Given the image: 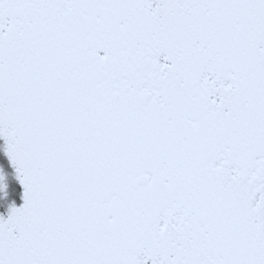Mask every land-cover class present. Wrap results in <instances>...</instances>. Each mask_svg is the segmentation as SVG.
I'll return each instance as SVG.
<instances>
[{
  "label": "snow or ice",
  "instance_id": "6c2138e0",
  "mask_svg": "<svg viewBox=\"0 0 264 264\" xmlns=\"http://www.w3.org/2000/svg\"><path fill=\"white\" fill-rule=\"evenodd\" d=\"M0 264H264V0H0Z\"/></svg>",
  "mask_w": 264,
  "mask_h": 264
},
{
  "label": "rangeland",
  "instance_id": "374dc122",
  "mask_svg": "<svg viewBox=\"0 0 264 264\" xmlns=\"http://www.w3.org/2000/svg\"><path fill=\"white\" fill-rule=\"evenodd\" d=\"M6 210V206H0V211H5Z\"/></svg>",
  "mask_w": 264,
  "mask_h": 264
},
{
  "label": "trees",
  "instance_id": "16d2710c",
  "mask_svg": "<svg viewBox=\"0 0 264 264\" xmlns=\"http://www.w3.org/2000/svg\"><path fill=\"white\" fill-rule=\"evenodd\" d=\"M0 143H2V141H0Z\"/></svg>",
  "mask_w": 264,
  "mask_h": 264
}]
</instances>
